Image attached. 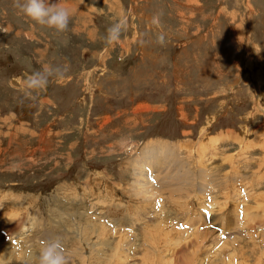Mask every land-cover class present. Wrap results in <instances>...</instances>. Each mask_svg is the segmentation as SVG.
I'll list each match as a JSON object with an SVG mask.
<instances>
[{
    "label": "rangeland",
    "instance_id": "1",
    "mask_svg": "<svg viewBox=\"0 0 264 264\" xmlns=\"http://www.w3.org/2000/svg\"><path fill=\"white\" fill-rule=\"evenodd\" d=\"M49 3L0 0V264H264V0Z\"/></svg>",
    "mask_w": 264,
    "mask_h": 264
},
{
    "label": "clouds",
    "instance_id": "2",
    "mask_svg": "<svg viewBox=\"0 0 264 264\" xmlns=\"http://www.w3.org/2000/svg\"><path fill=\"white\" fill-rule=\"evenodd\" d=\"M14 6L30 21L39 26H46L57 34L68 31L71 13L65 7L50 4L49 0H14ZM153 24H159V14L152 18ZM127 18H122L107 29L106 43L113 45L121 39L123 32L127 30ZM159 42H164V35L159 36ZM143 44V41H140ZM66 69L59 67H47L33 72L25 81L26 91L24 98L35 99V94L48 86L49 79L53 76L63 78ZM29 255L31 253L29 252ZM37 264H69L65 255V247L61 238L42 241V246L37 254Z\"/></svg>",
    "mask_w": 264,
    "mask_h": 264
},
{
    "label": "bare ground",
    "instance_id": "3",
    "mask_svg": "<svg viewBox=\"0 0 264 264\" xmlns=\"http://www.w3.org/2000/svg\"><path fill=\"white\" fill-rule=\"evenodd\" d=\"M12 227V226H11ZM6 234V233H5ZM0 241H2V238H0ZM14 248V247H13ZM0 263H3V262H0Z\"/></svg>",
    "mask_w": 264,
    "mask_h": 264
}]
</instances>
